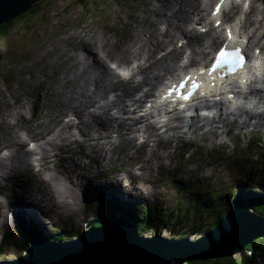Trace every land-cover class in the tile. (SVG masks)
Returning a JSON list of instances; mask_svg holds the SVG:
<instances>
[{"label":"rangeland","instance_id":"rangeland-1","mask_svg":"<svg viewBox=\"0 0 264 264\" xmlns=\"http://www.w3.org/2000/svg\"><path fill=\"white\" fill-rule=\"evenodd\" d=\"M213 1L206 0L207 12H209ZM235 6L237 7L226 12L229 18L234 19V17L239 15L241 5L235 4ZM145 7V0H39L33 4L29 11L20 17L18 16V18L16 17L9 28L0 34V148H3L1 144L7 141L1 140V138L5 137L4 133L7 129V123L12 124L15 120L19 124L18 130H25L27 141L37 136L34 133H27L29 128L34 126L38 121L32 122L31 117L39 114L41 108L43 109L45 105H51L49 99L51 101L55 100L54 97L47 95L51 92L45 94L46 91L43 88L52 87L53 89L54 85V90L57 92L64 90L63 86H56L54 82L57 83V79H62L66 73H69L74 68L69 65L70 62H64L66 51L69 48L73 49V46L79 43L87 44V39L80 33L82 29L85 32L89 31L91 27L92 30H96L95 33L90 34L88 39L89 42H93L92 37L95 34L101 31L105 33V30L109 29V26H113L108 33L113 39L110 40L106 34L103 35L107 37V43L110 45L109 48L111 50L118 49L116 50L118 53L131 40L130 29H142L140 22L135 21L132 15L135 16L137 13L138 17L144 16ZM255 7H260L259 9L264 12V1L256 0ZM252 17L253 19L256 18V15ZM259 17L263 18L264 15ZM192 25L195 26V24ZM176 39L177 37L173 40V46L176 44ZM181 42L183 41H178L177 45L180 46ZM210 50H208V57ZM117 53H114L111 60L107 61L108 67L112 61H116L115 63L119 66L123 65L119 61L122 58L117 59L115 57ZM131 60L127 61V59H124V62H127L125 64H129ZM38 79L41 80L42 84L38 83ZM89 83L86 80V86ZM75 86L76 83H73L72 87ZM74 91L76 90H67L66 88L67 97L71 98L73 93H75ZM28 92L30 93L28 94ZM65 97L66 94L64 93L61 99H65ZM9 103L12 104V107L16 108L13 111L17 109L21 110V107L23 108L22 104H24L25 109L21 110L24 111V119L20 118L22 116H17L15 119L9 115V106H7ZM244 106L248 107L246 104ZM263 108H249L248 110L262 111L260 109ZM226 109L234 111V108L228 104H226ZM233 116L237 115L234 114ZM244 118L245 115L243 113L241 116H237L236 120L240 123ZM58 121L59 119L51 123L49 128L53 127ZM252 121L254 120L248 121L243 129L233 128L230 133L224 132L222 136L212 139L206 138L209 136L206 133L201 135L207 129L206 127L197 129L193 134L186 133L183 135L182 133H173L171 131L168 134L173 133L172 138H159V145H162L159 150L164 151L162 152L163 160H161L162 163L160 161L159 166L150 164V170L141 169L145 165V159L149 161L154 160V156L151 155V148L149 147L152 145V141L150 140L144 146L145 152L147 148L150 151L148 152L147 150L146 158L142 155L144 151L141 149L142 146L141 148H130L129 143L125 145L124 142L123 146V142L120 141V145L116 147L118 160L110 162L100 169L97 165L99 161V156L96 154L98 153V148L91 145V143H78V141H72L73 145L69 150H58L53 161L51 158L42 160V167L52 168V171H54L51 176H49L51 170L48 173L43 172L41 169L36 172L35 166L32 167L27 162L25 167H18L15 171H12V177L14 178L17 173L14 180H11V178L0 179V246L4 245L2 233L4 234L6 230L10 228H14V230L19 229L17 225L22 221L35 224L32 220L28 221V216L33 215V212L34 214H38L40 218V220H35L43 222V224L38 223L40 226L35 224L38 233L41 235L38 239L39 241H42L44 237H52L53 234L58 238L67 240L74 238L78 233L84 231L99 214L105 213L108 206L114 215L117 213V210H121L119 214L115 215L116 217L114 216V219L124 224L127 216L135 213L134 205L136 207L141 205L150 209L160 207L161 209L170 211L176 206V201L180 199V202L184 204L182 206H188L194 194L180 193L177 195L172 182L174 178L184 179L186 185L190 188L188 191L202 187L205 190L214 191L213 193L215 194L218 190L223 189V187H243L251 181L248 175L255 172L253 171L254 168H251L250 165H255L259 172H263L264 169V165L261 162L264 161V127L254 126L252 125ZM72 131L75 133L77 130L72 129ZM258 133H261L262 137L255 139L256 141L252 143V137ZM88 135L89 133H85V130H81L82 137ZM76 136L79 138L77 132ZM139 140L140 138L138 142ZM141 141L138 143L135 140V145L140 144ZM164 145H166V149L163 147ZM122 147H124V150L120 153L119 150ZM243 147L247 148L243 150ZM48 148L50 150L53 149V147ZM3 150L6 151V149ZM48 152H46V156H49ZM185 152L186 156L184 157L183 154ZM51 153L54 152L51 151ZM33 157L34 155H31V159ZM248 159H258L260 165L254 164ZM33 161L35 162V159ZM47 161H51L52 163L48 164ZM75 162L77 165H75ZM116 168H124V171L116 170ZM130 170L131 172L129 173ZM35 173L38 176L51 179V185L55 190H57V181L59 179H64L67 185H70L71 190L67 199L70 202V206L65 202V205L69 208L55 207L53 204H50L51 202L48 201L46 196L45 202H42V198L37 200L38 203H41V206H38L33 198L30 202L27 200L30 192L38 194L37 192L40 190L39 197L46 193L42 189L45 186L42 185L41 189H39L40 182L37 181ZM254 182L245 195H255L254 197L261 198L263 195L260 194L262 190H259V187L261 188L262 184L259 180H255ZM119 186H122L124 189L121 195L133 197L131 201L122 200L118 196L115 198L117 200L113 201V190L117 187L120 189ZM105 188L111 189V192L108 194L107 192H103L102 189ZM36 189L39 190L35 192ZM251 190H255L257 193L251 192ZM120 200L122 201L120 202ZM22 201L27 208L26 216L23 213H19V208H16L18 203ZM54 201L56 203V200ZM46 203L50 207H44ZM30 204H36L38 207L34 209ZM100 205L101 207H97ZM212 214H208L207 210L203 211L202 217L199 219L201 221H209L212 218ZM207 231H189L185 237L192 240L201 237ZM160 233L165 238L178 237H171V234L166 231ZM17 235L19 238H22L20 232ZM144 236L147 237V234H144ZM2 249L3 252L0 258L5 256V259H11L17 255V250L10 249L6 245ZM23 252L24 250L22 249ZM244 252L235 256L239 258L241 255L243 256ZM251 255L256 258L258 251ZM257 258V264L264 263V258ZM210 263L212 262L210 261Z\"/></svg>","mask_w":264,"mask_h":264},{"label":"bare ground","instance_id":"bare-ground-1","mask_svg":"<svg viewBox=\"0 0 264 264\" xmlns=\"http://www.w3.org/2000/svg\"><path fill=\"white\" fill-rule=\"evenodd\" d=\"M255 1L243 0V4H247L248 8L240 14V17L236 18L238 20L236 23H233L224 12L222 14V24L216 28L209 24L206 0H145L146 11L143 10L145 15L138 17L136 12L135 16L132 15L135 21L140 22L142 29H130L131 40L118 53L116 52L118 49L111 50L109 48L110 45L107 43V37L110 40L113 39V37L108 35L113 26H109L105 33L104 31L98 33V37V34H95L92 37V41L95 43L89 42L88 39L90 34L95 33L96 30H92L91 27L89 31L85 32L82 29L80 33L87 39V44L79 43L74 45L73 49L69 48L66 54L63 53L66 55L64 62H70L69 65L74 68L69 73H66L62 79H57V83L54 82L56 86H63L64 90L57 92L54 90L55 86L53 84V89L52 87L46 88L47 90L43 88L46 91L45 94L51 92L47 95L54 97L55 100L51 101L49 99L51 105H45L43 109L41 108L40 113H36L37 115L33 117L30 115L32 122L38 120L27 131V133L37 135L32 139H28L35 147L30 148L28 146L25 130H18V121L15 120L12 124L7 123V129L4 133L5 137L1 138V140L7 141L2 143L3 148H0V179L11 178V180H14L17 173L14 178L12 177V171H15L18 167H25L27 162L32 167L40 165L39 169L34 167L37 170L36 172L41 169L43 172L48 173L51 170L49 175L51 176L54 171H52V168L42 167V160L51 158L53 161L58 150H69L72 148V141L91 143V145L96 146L98 148V153L96 154L99 156L97 165L100 169L110 162L118 160L116 147L120 145V141L123 142V146L124 142L125 145L129 143L130 148H141L142 146L141 149L144 150L142 155L146 158L147 150L148 152L150 151L147 148L145 152L144 146L150 140L152 145L149 147L154 160L149 161L144 158L145 165L141 167V169L150 170V164L159 166L160 161L163 160L162 152L164 151L159 150L162 147V145H159L160 137L172 138L173 133L193 134L197 129H201L204 126L207 129L201 135L206 133L209 135L206 138L212 139L222 136L224 132L230 133L233 128L243 129L250 120H254L252 125L264 127V108L260 109L262 111H250L244 108V104L251 109L264 107V17H259L263 16L264 12L259 9L260 7H255ZM254 15H256V18L253 19L252 16ZM192 24H195V26ZM201 28H205L204 33H202ZM224 28L233 32V40H238L245 50L250 47L253 48V54L249 57L247 65L235 76H229L223 82L212 83L209 81L206 83V78L202 75L203 84H206L203 91L204 95L195 94L189 101L182 102L178 100L175 104V108L179 107L180 103L185 104L183 108L185 111H189L193 105L205 107L209 111L213 109L214 113L212 116L199 117L196 114L185 119L180 112L172 110L159 115V117L164 118L157 120L156 112H160L161 109H157L155 112L153 107H146L147 105L143 104V102H154V91L158 90L163 83L167 84L172 81L180 71L186 70L184 73H187L190 70L195 71L200 67H204L208 57V50L226 41ZM103 34H106L107 37ZM132 35L134 36L132 37ZM176 37L177 41L173 46V40ZM180 40L183 42H181V46H178L177 42ZM255 48L259 49L257 54L254 52ZM156 50L158 51L155 52ZM114 53H117V56H115L117 59L122 58L119 61L123 65L119 66L115 63L116 61H112L108 67L107 61L111 60ZM183 54H185L184 57L187 58L188 62L179 61ZM124 59H127V61L132 60L129 64H125L127 62H124ZM113 65L121 70L116 71L112 67ZM121 72H128V78H123L120 75ZM86 80L90 82L87 86ZM37 81L42 84L40 79ZM73 83H76L75 87H72ZM66 88L67 90H76L71 98L67 97ZM64 93L66 97L63 100L61 96ZM230 96L231 98H229ZM67 98L68 100H66ZM232 100L236 101L232 102ZM226 104H237V106L232 112L226 109ZM22 105L23 108L21 107V110L25 109L24 104ZM7 106H9L8 111L10 112L8 113L10 116L15 119L17 116H22L20 118L24 119V111L20 109L13 111L16 108L12 107L11 103ZM139 111L140 114H137ZM243 113L245 118L239 123L236 117L241 116ZM234 114L237 116H233ZM58 119L59 121L49 128L51 123ZM182 128L183 130H181ZM72 129L77 130L79 138H77L76 132L74 133ZM81 130H85V133H89V135L82 137ZM171 131L173 133L168 134ZM137 137L142 138V141L140 144L135 145L134 141ZM48 147H53V149L50 150ZM163 147L166 149V145ZM3 149H6L7 152L1 154ZM123 150L124 147L119 152L121 153ZM47 151H49V156H46ZM51 151L54 153H51ZM31 155H34L32 159ZM35 155H40V158ZM34 159L36 164L33 161ZM47 163L51 164L52 162L47 161ZM75 165H77L76 162ZM123 169L116 168V170L120 171H124ZM35 176L37 181L40 182L39 189H41L42 185L45 186L42 189L46 193L39 197V189L35 190V192L39 190L38 194L30 192L29 196H27L29 202L33 198L36 204L41 206V203H38L37 200L42 198V202H45L46 196L48 201L51 202L50 204L55 207L69 208L65 205V202L70 206V202L67 199L71 188L64 179L57 181V189L62 188L63 191H57L53 189L51 179L38 176L37 173H35ZM117 179L121 180L120 178ZM119 187L120 189L117 187L113 190V201L117 200L115 199L117 196L122 200L131 201L133 197L122 196L121 193H123L124 189L122 186ZM102 191L108 194L111 189L105 188ZM54 200H56V203H54ZM19 203L16 208L18 207L19 213H23L26 216V206L23 201ZM36 204L30 205L35 209L38 207ZM48 205L46 203L44 207H50ZM120 211L117 210L115 215L119 214ZM32 214L28 216V221H34L38 226L43 224L42 221L35 220H40L38 214H34V212ZM42 227L44 226L42 225Z\"/></svg>","mask_w":264,"mask_h":264},{"label":"water","instance_id":"water-1","mask_svg":"<svg viewBox=\"0 0 264 264\" xmlns=\"http://www.w3.org/2000/svg\"><path fill=\"white\" fill-rule=\"evenodd\" d=\"M37 1L0 0V24L29 11ZM124 221L112 219L99 227L89 224L79 236L67 240L34 239L21 256L0 259V264H185L240 254L248 242L264 235V214L249 207L228 209L212 229L192 240L165 238L161 233L146 237L132 220Z\"/></svg>","mask_w":264,"mask_h":264},{"label":"trees","instance_id":"trees-1","mask_svg":"<svg viewBox=\"0 0 264 264\" xmlns=\"http://www.w3.org/2000/svg\"><path fill=\"white\" fill-rule=\"evenodd\" d=\"M22 16V15H20ZM19 16V17H20ZM18 18V17H17ZM16 19L13 18L6 23L0 24V34L4 33L10 26V24ZM262 137L261 133H258L252 137L253 141L255 139H260ZM244 148L247 147H243ZM186 156V152L183 154ZM189 156V155H188ZM252 161L254 164L260 165L258 159ZM264 165V161H261ZM251 168H254L253 173H250L248 177H250V182L242 186L237 187H223V189L218 190L217 193H213L214 191L205 190L202 187H198L199 189H194L188 191L190 188L186 185V181L184 179H172L173 187L177 195L180 193H193L194 196L189 201L188 206L184 205L180 202V199L176 201V206L170 211L166 209L156 208L150 209L145 206H137L134 205L135 213L133 215H128L127 219L132 220V224L139 233L142 235L147 234V236L160 233L162 231L169 232L171 237H185L189 231H204L212 229L217 223L218 220L221 219L227 213L228 209L232 207H249L252 211L260 212L264 214V169L263 172H259L255 165H250ZM255 180H259L262 184V187H259V190H262L260 194L261 198L254 197L255 195L247 196L245 193L249 191ZM258 191V190H257ZM251 192L257 193L255 190H251ZM97 207H101L97 206ZM185 207V208H184ZM176 209V210H175ZM208 211L212 214V218L209 221H201L199 218L202 217L203 211ZM114 213L111 209L105 211L104 214H99L96 219L91 222L90 226L99 227L104 222L108 220L114 219ZM107 216V217H106ZM109 217V218H108ZM18 230L8 229L5 231L2 237V242L4 245L0 246V255L3 252V246H8L10 249L17 250L18 257L22 253V249L28 247L32 240L40 238L41 235L37 231V226L32 222L22 221L18 225ZM175 231V232H173ZM21 233L22 238L18 237V233ZM82 232V231H81ZM80 232V233H81ZM177 232V233H176ZM78 233L74 238L80 235ZM47 241H57V240H65L64 238H58L52 235V237H46ZM260 248V249H259ZM261 250V251H260ZM244 254L239 258L234 256V254H223L220 256H216L212 259H192L186 261L187 264L197 263V264H257V257L264 258V235L252 239L248 242V245L244 246ZM258 251V255L253 257L252 253ZM3 258H6L5 256ZM195 261V262H194ZM198 261V262H197ZM210 261L212 263H210ZM264 264V263H263Z\"/></svg>","mask_w":264,"mask_h":264},{"label":"snow or ice","instance_id":"snow-or-ice-1","mask_svg":"<svg viewBox=\"0 0 264 264\" xmlns=\"http://www.w3.org/2000/svg\"><path fill=\"white\" fill-rule=\"evenodd\" d=\"M239 2V0H237ZM247 7V5H245ZM221 12V5L218 4L213 11L212 15L215 16L218 13ZM216 26H221V21H216ZM226 40L231 42L233 41V32L228 29L226 30ZM245 63V53L242 51L241 47L236 46L231 51H226L225 46L219 47L218 51L215 54L214 60H210V65L206 66L205 68L201 69L198 75H203L207 73L208 75H212L213 73H216L218 69L223 68L225 66H229L230 71H235L237 68L243 67ZM115 67V65H113ZM120 75L127 79L129 76L128 72H121ZM211 83V82H210ZM190 86V90H189ZM200 85L195 82L194 75H186L178 85V88L174 86L172 89H170L167 93L168 96H172L174 93L178 92L180 89L186 90V92L181 93L179 95V99L183 101H189L195 94L204 95L203 92H198ZM231 98V97H229ZM219 99V98H217ZM199 103V101H197ZM180 108H184L185 104H180ZM204 115H211V113H204ZM30 147H35V145H30ZM58 191H63L62 188H58Z\"/></svg>","mask_w":264,"mask_h":264},{"label":"clouds","instance_id":"clouds-1","mask_svg":"<svg viewBox=\"0 0 264 264\" xmlns=\"http://www.w3.org/2000/svg\"><path fill=\"white\" fill-rule=\"evenodd\" d=\"M18 230V229H17ZM38 239H39V237H38ZM44 239H46V237H44ZM23 254V253H22ZM0 259H5V258H0Z\"/></svg>","mask_w":264,"mask_h":264}]
</instances>
